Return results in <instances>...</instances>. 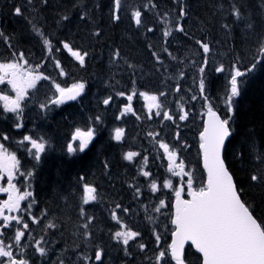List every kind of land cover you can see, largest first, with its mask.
Instances as JSON below:
<instances>
[{"label":"trees","instance_id":"1","mask_svg":"<svg viewBox=\"0 0 264 264\" xmlns=\"http://www.w3.org/2000/svg\"><path fill=\"white\" fill-rule=\"evenodd\" d=\"M15 7H20L23 14L16 15ZM182 7L186 11L183 17L179 14ZM235 9L239 10L240 19L233 14ZM136 10L142 12L143 24L138 28L132 17ZM118 14L120 19L114 20L113 0H47L46 3L45 0H31L30 3L29 0H0V32L4 33V36H0V60L9 56L20 58V53L33 58L35 64L39 63V56L46 59H51V56L67 57L69 51L64 49L63 44L68 43L73 50L88 53L83 66L77 61L70 64L71 71L90 79L95 84L92 89L98 92L108 87L110 96H113L118 94V86L111 87L101 82L99 69L118 65L122 67L119 72L123 74V65L126 64L124 58H130L131 61H128L133 62L135 54L144 53V48L136 44V38L146 35L147 26L169 21L174 26H182L186 31L180 37L186 44L187 58L180 59L178 55L175 57L169 53V62L175 64L174 70H189L193 74V90L197 92L196 103L192 108L195 137L201 127V112L208 103L220 110L222 108L223 115L229 116L225 97L229 94L233 68L239 67L246 73L240 79L241 94L234 99L231 120L234 135L226 146L225 156L238 189L243 190L242 199L252 206L255 216L264 221V182L250 179L253 174L264 175V53L260 51L264 43V6L261 0H121ZM65 16L68 19H63ZM183 21L188 22L191 29ZM45 39L50 41L49 45L44 44ZM197 41L207 43L210 51L204 53ZM123 49L128 50L124 58ZM117 51L119 57L114 56ZM253 63L256 64L255 69L247 71ZM221 66L224 71L217 72L216 68ZM201 67H204V73L199 71ZM112 68H108L109 73ZM201 79L206 85L204 93L199 88ZM97 104L99 106V102ZM85 106L89 112L95 106V101L90 99ZM69 110L56 113L59 116L57 125L61 126L57 129L56 124L53 125V145L49 146L46 150L48 154L41 159L37 177L33 174L28 177L29 192L34 194L31 200V204L34 203L33 216L41 219L39 223L45 227L47 239L52 242L47 248L48 262L59 255L61 244L69 250L62 257V261L67 264H71L74 259L84 261L82 256L77 258L75 255L76 246L101 247L104 257L97 264H107L111 251L120 250L115 247L113 238L118 225L124 224L128 230L139 232V241L145 248L152 244L151 236L147 234H151V231L146 226V217L138 216L135 208L130 209L134 206L135 192L115 180V177H121L119 170L125 161L123 154L126 148L123 145L118 148L119 158L114 159L113 154L108 152L113 145L103 140L104 133L100 143H97L99 147L94 143L78 156L66 153V144L59 143L58 140L67 138L64 131L67 123L77 121L76 112ZM105 115L104 120L107 118ZM32 172L33 167L29 173ZM200 173V178L196 179V189L204 178L202 171ZM83 174L88 176L90 182H94L92 184L96 185L98 192L97 200L91 204L83 203L84 189L81 183L86 180ZM102 175L111 179L109 181L113 184L105 190L101 186ZM118 188L121 189V195L116 193ZM113 211L120 223L113 219ZM85 223H88L87 229L83 227ZM49 224L55 227L50 228ZM153 238L156 242L155 235ZM125 248V264H156L153 254L151 257L154 259L140 256L143 253L138 241L133 244L129 242ZM161 248L167 249L166 242ZM185 254L187 264H200L199 256L192 247ZM68 258L72 260L68 261ZM124 261L122 258L120 262ZM171 264H174L173 261Z\"/></svg>","mask_w":264,"mask_h":264},{"label":"snow or ice","instance_id":"2","mask_svg":"<svg viewBox=\"0 0 264 264\" xmlns=\"http://www.w3.org/2000/svg\"><path fill=\"white\" fill-rule=\"evenodd\" d=\"M31 0H29V3ZM47 0H45V3ZM121 7V0H113V19L119 20V10ZM155 7V5H153ZM14 12L16 15H22V9L15 7ZM180 16L186 15L185 9H180ZM237 19H240V12L238 9L234 10L233 13ZM133 20L137 26L142 24V12L136 10L132 14ZM63 19H68L67 16ZM225 27H227L225 25ZM251 27V24H249ZM177 30L183 32L182 27H177ZM152 31V29H149ZM42 35V33H40ZM99 35V33H96ZM165 36L170 35V31L164 32ZM0 36H4L3 32H0ZM7 40V38H5ZM202 47L204 53L210 51L207 43L197 41ZM45 45H49L50 41L44 40ZM64 49H67L76 60L79 61L80 65L85 64V57L88 55L87 52L81 53L79 50H73L68 44H63ZM166 51V49H165ZM260 51L264 53V43L261 44ZM153 55H156L153 53ZM114 56L119 57V51L114 53ZM19 57L21 60L24 59V54L20 53ZM27 63V61H25ZM205 63L207 61L205 60ZM56 66L59 68V61L56 62ZM40 66L37 65L35 69H25L24 66L18 61H12L8 63H0V84H3L5 80L11 85L12 90L16 93L15 98L9 95H0V101L3 102L4 110L12 112L17 115V118L22 114V101L27 96V91L30 88H35L38 81L47 80L49 77L38 71ZM256 64L253 63L247 71L255 69ZM201 73H204V67L199 69ZM217 72H223V66L216 68ZM61 75H64L63 69H61ZM245 72L241 71L239 67H234L231 79L229 94L225 97V103L229 113L233 111L234 98L241 94L240 80L238 78L244 77ZM10 77V78H9ZM199 88L201 93L206 91V85L204 79L200 80ZM56 92L59 94L55 99L51 100L52 104L60 105L64 104L68 100H76L77 97L85 90V84L83 82H75L70 88L61 87L60 84H55ZM179 91V88H177ZM136 91L133 89L131 94L126 96L128 101L123 107L124 113L135 112L132 107L133 97L136 96ZM119 96H125L124 92L118 93ZM140 96L144 97L149 101V111L153 107L159 109L161 104L158 102L156 95H149L146 92L139 93ZM160 95H164L161 93ZM195 99V97H193ZM208 99L207 96L204 97ZM112 97L104 99L103 103L108 105ZM41 107H47V105H41ZM208 120L205 122L203 130L199 134L200 138V149L203 154L204 168L207 171V181L203 183L198 189L193 188V176L191 172L185 171V165L183 161L177 164L175 151H170V146L166 143L161 142L160 147L164 150L169 160V171L173 172L176 176L187 177V189L188 195L191 199H182L181 193L184 188L174 189L171 180L164 183V188L173 189L175 192V208L174 218L171 220L174 229L171 233L172 242L167 246V249H161L156 255V264H171L174 261L175 264H187V256L185 254V244L190 242L197 253L200 254V264H264V221H258L254 214V209L251 205L247 204L242 199V189H238L237 184L233 180V174L229 171L226 165V140L231 135L230 121L231 116L222 118L213 110L211 104L207 109ZM156 115H160L157 111ZM187 113L180 116L181 120L186 119ZM139 118V117H137ZM164 118L171 120L167 112L164 113ZM99 120V117L96 118ZM22 125L17 124L19 128ZM124 134V130L117 128L115 130L114 139L120 141ZM151 135V133H150ZM94 136V130L88 129L82 131L77 128L72 135V140H79L78 148L74 147L72 143L67 145V151L69 153L84 152L88 148L89 143L92 141ZM4 140H7L6 135L3 136ZM24 141H30L33 149H36L35 159H40V153L45 150V143L43 138L40 141L33 139L31 136H24ZM31 151V150H29ZM139 155L136 152H128L125 154L124 159L132 161L134 157ZM20 161L17 159L15 152H10L3 143H0V180L7 177V187L0 186V193H7L8 197L6 200L0 201V228L7 229L11 226V222L15 221L16 224H22L23 229L27 230L29 224L24 222L23 217L6 215L5 210L8 213L24 211L21 208V201L26 200L32 194L30 192H21L20 188L13 183L15 174L19 172ZM178 169V171H176ZM24 175V173H20ZM145 177L150 175L149 172L144 171L142 173ZM31 175V173H28ZM251 181L264 182V175L253 174L250 177ZM152 190H157V184L155 181L151 184ZM96 188L85 184L84 185V196L83 203L88 204L90 201L96 200ZM165 201L161 200L159 207L155 209L156 212H160L161 208L165 207ZM30 208L31 205L29 204ZM120 208V205L116 206ZM126 211V209H125ZM84 214L83 208L81 209V215ZM113 219L120 223L119 217L116 212L112 213ZM32 222L35 223L36 218L32 217ZM91 219H89V222ZM88 223H85L83 227L88 228ZM121 228H127V225L121 224ZM48 227H55L53 224H49ZM16 229L14 235L13 244H5L3 239H0V258H6V260H0V264H29L27 259L16 258L12 251L13 247H19L22 237L25 236V231ZM4 233L0 232V236ZM140 235L139 232L132 231H116L114 238L122 240L123 245L127 246L129 241L134 240ZM161 237L156 235V240L159 242ZM40 241H36V251L41 255H46L44 247L40 246ZM139 247L144 249L145 245L140 244ZM85 259H89L85 257ZM95 261H102V250L95 252ZM59 264H63L61 260Z\"/></svg>","mask_w":264,"mask_h":264},{"label":"flooded vegetation","instance_id":"3","mask_svg":"<svg viewBox=\"0 0 264 264\" xmlns=\"http://www.w3.org/2000/svg\"><path fill=\"white\" fill-rule=\"evenodd\" d=\"M24 61H27V63L24 62V65H23L25 69H33L32 61L30 60L28 56L24 58ZM46 67H47L46 64L41 66L40 73H43ZM88 88L89 87H86V89L83 92V97L77 103V112H76L77 118L76 119L80 125L78 128H80L82 131H84L83 129H87V130L90 129L91 126L93 130L95 129L97 130L98 120L96 118L98 117L97 115L98 109H99L98 106L95 105L94 107L90 109L89 112L86 111L87 109H86L85 104H87V101L90 98H94L93 100L96 102V94H93V92L90 90L88 93L87 92ZM90 88H92V86ZM147 92L157 95L158 92L160 91L155 85H149ZM0 95H9L10 97L15 98L16 93L12 90L11 85L7 83V80H5L3 84H0ZM47 98L48 96L46 94V89H44L42 85V80H41L37 82L35 88L28 89L27 96L25 100L22 101V104H21L23 111L19 118H17V115L15 113L5 111L3 107V102L0 101V143H3L5 147L8 149V151L15 152L17 159L20 161L19 171L22 168L27 169L29 165L35 166V168L38 166L39 160L35 159L36 149L32 148L30 141H24L23 137L27 135V136H31L33 139L38 140V132H37L38 121L41 122V124L43 125L45 132L49 133L48 124L50 120L42 119L41 115L37 116V113L39 111L45 110L46 112H48L51 109L50 108L51 105L49 104ZM175 99H176L175 100L176 106H179L178 104L181 102L184 103V99L182 97L175 98ZM146 101L148 102V100ZM131 103H132L134 112L139 111V110L144 111L140 100L136 101V99H134L132 100ZM41 105H47V107H41ZM145 106L147 105L145 104ZM63 107L71 108V105L65 104V106ZM157 111L160 112V109L153 107L151 111H149V108H148L147 112L145 111L140 115H136V113L135 115H133L132 113H130L134 119H137V117L140 118V116H145V118L137 119L132 124L130 122L128 123V126H129L128 127L129 128L128 138L137 140V141L139 140L143 144L149 143L153 139H157L155 134L157 132L160 133V131L162 130V127L160 126L161 125V122H160L161 115H156ZM86 112L89 113V115H92V117L94 118L90 122L88 121L87 123H85L86 122V118H85ZM139 122L145 123L146 130H143L139 127V124H138ZM17 124H20L22 126L17 128L16 127ZM4 135L8 137L7 140L3 139ZM96 135H97V131H94L93 137L95 138ZM91 143L92 142L89 143V146L91 145ZM78 144H79V141H78ZM45 152L46 151H43L40 153V158ZM140 152H147V149L141 147ZM136 157H134L132 161H127V163H125L126 164L125 168L127 170V176H129V178L132 181L139 180L138 176L136 175H138V170H139V167L141 166L135 162ZM135 170H136V174H134ZM83 177L88 182V179H89L88 176L83 174ZM6 181H7V177L5 176L3 180H0V186L7 187ZM20 182H21L20 173L17 172L13 179V183L16 184L17 187L20 188L21 190L23 186L20 185ZM7 197H8L7 193H0V201L6 200ZM5 214L16 216L17 212L8 213L7 210H5ZM0 223H2V221H0ZM19 226L20 224H16L15 221H12L11 226L8 227L7 229L0 228V232L4 233L3 236H0V239H3V237L5 236V232L14 233L16 229L19 228ZM36 247L37 245L35 244L32 250L35 251ZM19 249L20 247H13L12 249L14 256L16 258H18L17 252ZM0 260H6V258H0Z\"/></svg>","mask_w":264,"mask_h":264},{"label":"rangeland","instance_id":"4","mask_svg":"<svg viewBox=\"0 0 264 264\" xmlns=\"http://www.w3.org/2000/svg\"><path fill=\"white\" fill-rule=\"evenodd\" d=\"M151 32H153L154 35H152L151 37H148V38H150V46L148 48H151V49L155 50L159 46V44L156 42V37H157L156 27ZM176 34H177L176 36H178L177 29H176ZM180 41H181V39L178 38V42H180ZM145 47L146 46L141 47V49L144 48V50H145ZM148 48H147V50H148ZM147 50H146V52H147ZM143 52L145 53V51H143ZM158 52L159 53H163L162 43L159 46ZM107 60H109V58ZM141 60H143V58L139 57V60L137 61V63L140 65V69H141V66L143 65V64H140ZM126 68L129 70L130 74L133 75L132 83L136 82L138 84V82L141 81L139 76H138V73H139L138 69L137 68H133L131 66H127ZM135 72H137V73H135ZM144 72H145L144 78L147 79V80L151 79L152 80L151 83L153 85H155L156 87L169 86V85H172V82H174L173 81L174 75L166 76V77H164L162 79L160 78V81H159V80L155 79L154 75L152 74V70L150 68L146 69ZM100 79H101V77H100ZM101 82H103L104 84L106 83L104 81H101ZM177 87H179V86L175 85V89H177ZM49 94L51 96V99H53V95L55 97L57 95H59L56 92L55 87L49 91ZM90 99L93 100L94 98H90ZM145 102H146V99L143 98L142 99V107H143L144 111L147 112L148 107L145 106V104H144ZM136 115H138V111H136ZM59 126H61V125H57V129H59ZM83 130L87 131V129H83ZM58 131L61 132L60 130H58ZM178 153L182 154V152H178ZM142 164L146 165L147 163L144 160L142 162ZM155 168H156V172L158 173V175H155L150 182L143 183L139 179V181L134 185L135 193H134V196H133L134 202L132 204L136 207L135 208V212L138 215L141 213L142 210L147 212V218H146V222L147 223H149L152 227H154L156 225L158 226L157 230L150 228L153 231V234L154 235L159 234L161 238L166 239V238H168L169 234H168L167 227H165L164 216H165V214L169 215V211H170L169 210V205L161 208L160 212H156L155 209L157 207H159L161 200H164L165 201V205H166V203H167L166 201H168V196H167L168 191L171 192V191H173V189L164 188L163 185L168 180H171L172 183H173V173L171 171H169V169L167 167L161 166L160 163L157 164L155 166ZM134 172H135L134 174H136V170ZM120 176L121 177H119V178H117L115 176L114 177H115V180L120 185H123L122 180H123L124 174H122ZM138 176L141 179L145 177L142 173L139 174V172H138ZM109 180L111 181V179H109ZM153 181H155V183L157 184V190L155 192L151 188V184H152ZM173 186H174V184H173ZM174 188H175V186H174ZM117 190H119V188ZM119 193H120V191H119ZM173 193H174V197H175V192L173 191ZM187 194H188V192H187ZM132 207L130 209H132ZM158 244L163 246L165 244V241L160 239Z\"/></svg>","mask_w":264,"mask_h":264},{"label":"bare ground","instance_id":"5","mask_svg":"<svg viewBox=\"0 0 264 264\" xmlns=\"http://www.w3.org/2000/svg\"><path fill=\"white\" fill-rule=\"evenodd\" d=\"M53 10V9H52ZM51 10V11H52ZM231 15H233L232 13H231ZM233 17V16H232ZM228 20V19H227ZM49 21V20H48ZM136 44H138V45H140L141 47H144V46H146L145 47V52H146V50H147V48L150 46V38H148V35L146 34V35H141V36H139L138 38H136ZM115 47H117V46H115ZM243 48V47H242ZM151 48H148V50H150ZM128 50L127 51H125L124 49L122 50V57L125 55V56H127L128 54ZM124 56V57H125ZM123 57V58H124ZM95 59V58H94ZM130 61H131V59L130 58H128ZM128 59H126V58H124V60L125 61H127V62H129L128 61ZM96 60V59H95ZM130 63V62H129ZM109 68V67H108ZM107 68V69H108ZM104 69V68H100L99 69V75H100V77H101V81H104V82H106L105 81V79H106V77H108L109 76V72H110V69ZM135 73H137V72H135ZM134 73V74H135ZM121 79V78H120ZM90 100V99H89ZM88 100V101H89ZM125 104H127V103H125ZM125 104H123V106L125 105ZM86 114H87V116H86V118H89L90 119V117H92V115H89V113H87L86 112ZM67 132V131H66ZM58 141H60V140H58ZM57 143V142H56ZM60 143V142H59ZM62 144V143H61ZM59 146V145H58ZM108 152L109 153H112L113 155V158L114 159H118L119 158V153H118V150L117 149H114L113 147H111V148H109V150H108ZM235 165V164H234ZM75 190V189H74ZM77 191V190H76Z\"/></svg>","mask_w":264,"mask_h":264},{"label":"water","instance_id":"6","mask_svg":"<svg viewBox=\"0 0 264 264\" xmlns=\"http://www.w3.org/2000/svg\"><path fill=\"white\" fill-rule=\"evenodd\" d=\"M263 3H264V0H263ZM79 97H77V99H78ZM77 99L76 100H68V101H65V102H76L77 101ZM218 114V113H217ZM208 120V114L206 115V118H205V122ZM205 122H204V125H205ZM231 137V136H230ZM229 137V138H230ZM228 138V139H229ZM227 139V140H228ZM226 140V141H227ZM226 143V142H225ZM201 161H202V167H203V170H204V173H206V181H207V171H206V169L204 168V161H203V154H202V159H201ZM206 183V182H205ZM181 198H182V193H181ZM182 199H184V198H182ZM191 199V196H190V198H189V200ZM174 204H175V202H174ZM173 204V205H174ZM173 210H174V212H175V208L173 207ZM174 218V217H173ZM172 242V241H171ZM188 246H191V244H190V242H186V244H185V249L188 247ZM194 248V247H193ZM194 250H195V248H194ZM196 251V250H195ZM197 253V252H196ZM198 255H200L199 253H197Z\"/></svg>","mask_w":264,"mask_h":264}]
</instances>
